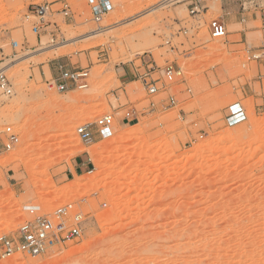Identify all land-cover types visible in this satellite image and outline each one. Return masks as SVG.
Returning <instances> with one entry per match:
<instances>
[{"label":"rangeland","instance_id":"1","mask_svg":"<svg viewBox=\"0 0 264 264\" xmlns=\"http://www.w3.org/2000/svg\"><path fill=\"white\" fill-rule=\"evenodd\" d=\"M166 1L110 0L121 23L69 44L104 24L89 0H0V61L13 64V95L0 94V237L30 219L27 205L75 204L86 219L78 241L0 264H264V56L252 58L264 53V17L241 16L229 0ZM196 3L207 13L192 15ZM45 4L54 6L40 23L29 9ZM213 19L225 39L209 37ZM61 66L87 71V88L50 87ZM167 67L183 82H165ZM149 72L156 95L141 80ZM233 103L248 120L230 128ZM106 114L113 136L84 143L77 128ZM81 158L88 167L77 174Z\"/></svg>","mask_w":264,"mask_h":264},{"label":"built area","instance_id":"2","mask_svg":"<svg viewBox=\"0 0 264 264\" xmlns=\"http://www.w3.org/2000/svg\"><path fill=\"white\" fill-rule=\"evenodd\" d=\"M231 5L240 7L241 16L245 13L253 12L264 17V0H229ZM94 20L101 23L111 9L110 0H89ZM61 13L66 19H73L71 6L67 2H61ZM208 7L196 3L191 9V14L195 17L207 13ZM29 12L33 17L40 19V23L48 13H52L51 4L32 6ZM244 21V17H243ZM42 27L36 26L34 31L38 33ZM209 37L214 41H220L227 36V27L221 19H213L208 24ZM18 43H13V48L17 49ZM264 56L255 54L253 59L259 60ZM165 82H183L184 75L180 68L167 67L163 71ZM89 74L87 71H71L63 66L59 67L58 76L49 86H55L60 92H68L73 88L86 89ZM145 90L149 95H156L161 90L159 80H154L149 72L141 77ZM0 94L5 97H12L13 85L6 75L4 59L0 61ZM176 102L172 99L171 104ZM131 114L128 113L126 119L130 121ZM248 120L247 111L240 103L231 104L225 112L224 123L227 127H236ZM114 118L112 115H103L95 123H87L79 126L76 130L79 138L86 144L94 142L96 137L103 141L105 137L113 136ZM8 143L4 145L7 150H11L13 145L18 142V137L13 133L12 128L6 130ZM30 219L24 222L19 229L11 235L0 237V257L1 259L10 258L15 255H23L38 258L45 255L51 248L78 241L82 236L85 215L77 212L75 204L61 206L51 213H44L42 208L37 205L24 206Z\"/></svg>","mask_w":264,"mask_h":264},{"label":"bare ground","instance_id":"3","mask_svg":"<svg viewBox=\"0 0 264 264\" xmlns=\"http://www.w3.org/2000/svg\"><path fill=\"white\" fill-rule=\"evenodd\" d=\"M173 2V0H169V1H166V2H164V3H162L161 4V6L160 7H163V6H167V5H169V4H171ZM158 8H154V9H152L151 10V12H154V11H156ZM111 10V9H110ZM114 18V15H113V12H109L106 16H105V21H104V24L100 27V29L98 30V31H94V32H91V33H89V34H87V35H85V36H82V37H79V38H77V39H75V40H72V41H70V42H68L69 44H71V43H78V42H82V41H87V40H92V39H96V38H98V37H100L103 33H105V32H108V31H111L114 27H116V26H118L121 22H117V23H112L111 22V20ZM130 21H132V20H129V22ZM67 43V44H68ZM67 44H65V45H67ZM152 47H147V48H145V49H148V50H150ZM96 54V52H91L89 55H91V56H93V55H95ZM220 55H222V53L220 54ZM9 65H7L6 66V69L7 70H10L12 67H13V64H10V63H8ZM5 66V65H4ZM110 90H106L105 92L107 93V92H109ZM94 106V105H93ZM71 122V121H70ZM69 123V122H68ZM72 134V131H71V129H68L63 135H71ZM112 137V136H111ZM79 151V150H78ZM76 152H77V150H76ZM82 152H84V151H80V152H77V153H82ZM90 154L92 155L93 153L92 152H90ZM73 155V154H72ZM77 154H75V155H73V156H76ZM79 155V154H78ZM28 264V263H27ZM32 264V263H31ZM33 264H39V262L38 261H34L33 262Z\"/></svg>","mask_w":264,"mask_h":264},{"label":"crops","instance_id":"4","mask_svg":"<svg viewBox=\"0 0 264 264\" xmlns=\"http://www.w3.org/2000/svg\"><path fill=\"white\" fill-rule=\"evenodd\" d=\"M55 5H58V3L55 4ZM51 6L53 7L54 5H51ZM57 71H58V70H57ZM123 71H124V76H123V78H125V79H128V78H135V77L138 76V74H137L135 71H130L129 73H127V70H126V69H123ZM56 76H58V74H56ZM56 78H57V77H56ZM98 140H99V137H96L95 140H94V142H96V141H98ZM87 167H88V166H87V162L85 161L84 158H81V159L76 163V165H75V171H76L77 174H79V172L84 171Z\"/></svg>","mask_w":264,"mask_h":264}]
</instances>
